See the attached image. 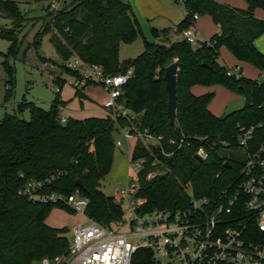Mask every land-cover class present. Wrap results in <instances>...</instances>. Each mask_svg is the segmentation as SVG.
Instances as JSON below:
<instances>
[{
	"label": "trees",
	"instance_id": "obj_1",
	"mask_svg": "<svg viewBox=\"0 0 264 264\" xmlns=\"http://www.w3.org/2000/svg\"><path fill=\"white\" fill-rule=\"evenodd\" d=\"M181 1L185 15L175 32L191 26L194 14L209 15L219 31L195 45L183 38L144 42L141 53L120 60V44L133 41L139 33L129 3L73 0L55 11L48 5L50 20L32 43L42 63L56 64L61 73H70L75 79L81 78L79 70L65 64L73 57L100 67L105 74L133 68L119 100L134 118L121 115L118 126L128 127L131 133L147 129L161 136L157 144L137 138L132 150V159H144L138 174V194L146 199L145 209L186 207L190 203L187 189L193 197H210L233 181L243 162L236 161L234 155L239 149L236 144L239 127H255L264 121V81L246 78L242 73L239 77L227 75L228 67L219 60V48L225 46L237 60L252 63L264 74V54L254 45L255 39L264 33V20L256 18L254 10L264 11V0H245V9L216 0ZM0 11L13 20L20 16L13 0H0ZM161 31L153 32L159 37ZM46 33L59 62L39 52L41 35ZM0 36L10 41L2 64L11 78L12 67L7 58L19 55L24 60L30 45L21 50L11 28L0 31ZM174 61L178 66L177 126L170 125L167 119L163 80L165 67ZM59 79L57 76L53 81L57 83ZM218 83L242 95L243 106L214 115L208 108L213 92L196 95L191 90L194 85ZM89 84L95 83L86 81L84 87ZM10 89V83H6L5 98ZM54 92L55 98L47 109L23 100L15 111L0 119V264H31L67 253L68 229L51 227L45 220L53 208L75 211L60 203L32 201L19 193L27 180L48 179L43 192L64 194H69L79 181L81 194L89 199L86 208L89 218L108 228L123 221L121 205L100 189L112 166L117 126L109 117L99 116L66 117L62 121L60 107L64 103L58 98V87ZM80 93L76 87V94ZM24 109L29 111L28 119L19 117ZM257 136H264V128ZM170 138L177 144H170ZM199 147L207 153L201 162L194 159ZM149 172L154 176L147 178ZM150 257L149 249L137 248L131 264H149Z\"/></svg>",
	"mask_w": 264,
	"mask_h": 264
},
{
	"label": "built area",
	"instance_id": "obj_2",
	"mask_svg": "<svg viewBox=\"0 0 264 264\" xmlns=\"http://www.w3.org/2000/svg\"><path fill=\"white\" fill-rule=\"evenodd\" d=\"M57 4L56 0H50L49 8L55 11ZM197 17L194 14L193 21ZM180 34L189 43L197 42L192 25ZM65 64L81 74L80 79L74 80L76 87L83 86L86 81L101 85L106 95L103 117H109L125 138L159 143L161 136L147 129L131 133L128 127L118 126L121 115L134 118L131 111L125 114L127 108L119 100L123 84L133 73L132 67L112 75L75 57ZM226 74L239 77L241 69L235 65L227 68ZM259 80L264 81L263 73ZM60 119L63 121L65 117L60 116ZM263 128L264 121L255 127H239L236 144L244 160L237 177L210 197H193L187 189L190 203L186 207L145 209L146 199L138 194V174L144 159H132V152L129 153L131 179L113 196L123 209L121 226L128 225V232L108 228L89 218L86 214L89 199L81 194L79 186L69 194L46 193L42 189L48 179L27 180L19 193L32 201L66 205L86 218L85 224L71 227L73 241L67 253L52 259L44 257L42 264H131L132 254L140 247L151 251L149 264H264V136H257ZM168 142L177 144L172 138ZM114 146L120 147L121 141L116 139ZM194 155L201 160L207 157L202 147ZM153 176L154 173L149 172L146 177Z\"/></svg>",
	"mask_w": 264,
	"mask_h": 264
},
{
	"label": "rangeland",
	"instance_id": "obj_3",
	"mask_svg": "<svg viewBox=\"0 0 264 264\" xmlns=\"http://www.w3.org/2000/svg\"><path fill=\"white\" fill-rule=\"evenodd\" d=\"M13 1L18 6L20 16L17 20H13L0 11V31H6V29L11 28L18 42L21 44L20 49L22 50L28 44L30 48L26 51L24 60L19 55L7 58L8 64L12 67L10 78L2 64L10 41L8 38L0 36V119L5 113L15 111L17 104L23 100L33 102L35 105L47 109L55 98L54 90L56 87L59 88L58 98L64 103L60 111L62 115L82 118L92 114V111L97 108L98 103L106 97L101 85L97 83L89 84L83 88L80 86L78 88L81 93L76 94L75 77L67 72L61 73L60 68L56 64L42 63L37 58L35 49L32 46L36 35L40 32L43 25L50 20L48 15L50 0ZM56 1L58 2L57 7L59 9L73 0ZM122 1L129 3L139 33L133 41L120 44V60L137 56L142 52L144 42H160L164 38L172 41L181 38L180 32H175L176 28L173 29V27H177L184 16L181 0ZM198 17L200 19L195 20L192 24L193 29L195 30V27L197 29V42L208 40L214 34V22L207 14L198 15ZM165 28H169V31H161ZM154 30L161 31L159 37H156L153 32ZM261 35L258 36L259 42L264 49V36ZM197 42L193 43V45ZM38 49L40 54L54 62H59V58L49 41L48 33L41 35ZM219 53V60L226 67L233 68L237 65L241 68V73L244 77L252 80H259L261 78V70L252 63L237 60L225 46L220 47ZM57 76H60V79L55 83L53 78ZM6 83H10L11 88L7 98H5ZM192 91L195 94L213 92V97L208 107L214 115H221L239 109L244 104L242 95L225 88L219 83L214 85H194ZM19 117L28 119L29 111L24 109L19 113ZM113 136L114 140L120 139L122 141V146L114 147L112 166L108 174L102 179L100 189L104 194L115 197L117 190L131 179L128 169V158L129 153L133 150L134 141L123 140L121 132L118 131H114ZM234 155L236 161L242 162L244 160L239 149L234 152ZM45 222L51 227H66L68 229L66 236L69 244H71L73 241L71 227L80 223L85 224L86 218L79 212L71 213L64 209L53 208L48 213ZM112 226L114 229L122 232L130 230L126 224L121 226V223H118ZM31 264H42V260H34Z\"/></svg>",
	"mask_w": 264,
	"mask_h": 264
},
{
	"label": "water",
	"instance_id": "obj_4",
	"mask_svg": "<svg viewBox=\"0 0 264 264\" xmlns=\"http://www.w3.org/2000/svg\"><path fill=\"white\" fill-rule=\"evenodd\" d=\"M177 72H178L177 62L174 61L165 67L164 74H163L164 87L167 92L166 115H167L169 124L172 126H177V123H176ZM129 112H130V109H126L125 114H128ZM194 159L198 162L202 161L198 155H194ZM225 166H229V164L226 163ZM76 185L81 187V183L79 181L76 182Z\"/></svg>",
	"mask_w": 264,
	"mask_h": 264
},
{
	"label": "crops",
	"instance_id": "obj_5",
	"mask_svg": "<svg viewBox=\"0 0 264 264\" xmlns=\"http://www.w3.org/2000/svg\"><path fill=\"white\" fill-rule=\"evenodd\" d=\"M216 1H218V2H220V3H224V4H227V5H230V6H232V7H235V8H239V9H245L246 7H247V3L245 2V0H216ZM183 4V3H182ZM183 9H184V6H183ZM184 15H185V9H184ZM254 16L256 17V18H259V19H262V20H264V11L262 10V9H260V8H255V10H254ZM184 17V16H183ZM209 18L212 20V18L209 16ZM198 19H200L199 17H197V19L196 20H198ZM176 27H173V29H175ZM196 27H195V32H196ZM219 31V27H218V25H216L215 23H214V34L215 33H217ZM261 36H264V33L261 35ZM196 37H197V32H196ZM196 41H197V39H196ZM254 45L261 51V53H263L264 54V49L262 48V46H261V43L259 42V37L258 38H256L255 39V41H254ZM223 47V46H222ZM219 50H220V48H219ZM219 55H220V53H219ZM221 62V61H220ZM222 63V62H221ZM223 64V63H222ZM237 66V65H236ZM240 68V67H239ZM241 69V68H240ZM84 87V85L83 86H81V88H83ZM193 87V86H192ZM80 88V87H79ZM191 90H192V88H191ZM193 92V91H192ZM195 94V93H194ZM202 94V93H201ZM196 95H199V94H196ZM105 98L106 97H104L103 98V100L101 101V102H99L98 103V105L96 106L97 108L94 110V111H92V114H90V115H88V116H99V117H103V103H104V100H105ZM91 99V98H90ZM63 108V106L62 107H60V111H61V109ZM209 108V107H208ZM60 114H61V112H60ZM61 116L62 117H65L66 118V116H64V115H62L61 114ZM88 116H84V117H82V118H85V117H88ZM79 118H81V117H79ZM121 132V135H122V139L123 140H126V141H129V140H133L134 141V143H135V141H136V138H134V137H129V138H125L124 136H123V134H122V131L121 130H116V132ZM120 140V139H119ZM121 141V140H120ZM128 145V144H127ZM121 146H122V141H121ZM120 146V147H121ZM129 146V145H128ZM127 146V147H128ZM133 147H134V144H133ZM133 149V148H132ZM132 152V151H131ZM130 152V153H131Z\"/></svg>",
	"mask_w": 264,
	"mask_h": 264
}]
</instances>
